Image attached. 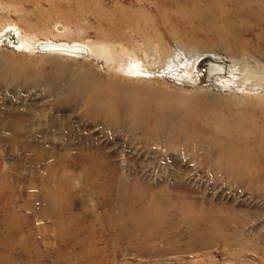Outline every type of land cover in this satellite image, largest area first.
<instances>
[{"label":"rangeland","instance_id":"rangeland-1","mask_svg":"<svg viewBox=\"0 0 264 264\" xmlns=\"http://www.w3.org/2000/svg\"><path fill=\"white\" fill-rule=\"evenodd\" d=\"M181 1L188 9L196 5L209 33L174 29L175 21L159 19L147 0H0V33L16 24L31 40L110 44L118 53L114 59L88 51L49 55L53 50L20 51L0 43V157L5 167L12 162L13 176L22 179L18 190L27 195L31 189V197L35 188L26 185L37 173H52L53 162L61 172L81 173L77 146L99 147L129 182L139 174L154 188L187 191L189 204L208 211L205 225H217L211 210L220 213L218 224L229 218L232 231L220 228L225 236L203 234L196 245L188 242L192 247L177 241L176 252L165 241L160 246L168 253L157 256L162 263L180 257L183 264H264V169L251 152L264 150L253 143L254 136L264 142V0ZM195 51L235 59L242 68L236 85L205 87L207 81L193 76L191 83L170 78L173 63L183 64ZM138 60L152 72H131L129 63ZM239 108L249 111L257 129L230 127ZM225 143L234 150H224ZM246 148L251 158L229 154L237 149L245 155ZM41 156L33 168L27 157ZM52 238L40 237L42 247ZM51 243L55 247L56 239ZM125 243L117 249L120 260Z\"/></svg>","mask_w":264,"mask_h":264},{"label":"bare ground","instance_id":"bare-ground-1","mask_svg":"<svg viewBox=\"0 0 264 264\" xmlns=\"http://www.w3.org/2000/svg\"><path fill=\"white\" fill-rule=\"evenodd\" d=\"M147 1L152 2L149 8L159 19L165 22L171 20V23L175 21L174 29L185 26L191 27L197 34L209 33L210 27H207L206 20L199 17L196 5L188 9L180 6L181 0ZM225 1L218 0L220 5ZM97 12H102L100 15L105 17L100 9ZM195 20L200 22L196 25ZM10 25L13 27H8L9 30L0 33V43L12 44L20 51H36L35 48L38 46L43 50H53L46 53L49 55L77 56L82 53L74 51H82L114 59L118 54L110 44L92 45L80 42L67 45L66 42L53 40L42 42L43 38L31 40L20 33V28L16 24L8 26ZM191 38L196 40L194 36ZM204 38L199 42H205ZM220 40L222 38L217 35L216 43H220ZM53 44L61 48L54 49ZM193 55L192 58L188 56V61L183 64L173 63L172 72L167 73L170 78L175 77L178 81L191 83L190 77L193 76L196 81H207V84L203 85L205 87L216 85L218 88L232 87L237 82L236 77L242 68H239L240 70L237 68L235 59H228L224 55L209 51L196 52ZM129 64L132 66L128 69L133 73L152 72L141 60ZM193 86L195 85L192 84L191 87ZM236 110L238 117L233 121L231 128L242 130L241 126L244 123L247 124L245 127L248 125L255 129L259 127L253 125L254 118L248 116L247 109ZM10 130L18 131L13 126ZM252 134L254 136V133ZM260 141L253 137V143L264 149V142ZM22 147L26 152L27 149L30 150L31 145L27 143ZM223 149L234 150V145L225 143ZM243 151L245 155L238 154L237 149L236 154L234 151L229 154L239 159L250 157L249 149ZM252 151L253 157L257 159L252 161L260 163L264 169V150ZM27 159H30L29 163L35 168L42 156L38 160L37 157ZM74 159L81 163V173L73 170L61 172L53 162L50 165L52 173H45L44 176L42 172L37 173L34 176L36 181H30V184L26 185V188L32 190L35 188L30 197L31 189L27 195L21 194L18 190L17 185L22 179L20 175L13 176L12 162L5 167L0 157V264H164L157 256L168 253L167 249L160 246L165 241V246H169L168 249L172 251L180 249L181 245L174 242H183L186 247L188 242L196 245L199 240L195 238L200 235L213 233L217 237L225 234L222 230L232 231L229 229V218V221L218 224L220 213L217 210L209 211L217 225L215 223L205 225L203 220L208 221V211H199L200 207L193 203L189 204L190 197L187 191L181 193L173 189L154 188L139 174H134V178L132 177L129 182L122 176L119 164L99 147L93 148L83 142L77 146ZM23 162L25 161H20L19 164ZM67 163H62L63 169L67 167ZM42 178L44 179L40 181ZM73 179H78L80 185L73 184ZM89 198L95 203L91 205ZM76 199H80V205H76ZM45 217H49L50 220L46 221ZM172 224L174 226L159 233L160 226L167 227ZM221 226L223 228L220 231ZM42 227H50L54 232L50 235L48 230L41 231ZM40 237H53V241L52 239L50 241L54 242L56 239L57 244L54 247L48 240L45 244L49 247L45 249L41 245ZM122 243L125 244L121 248L123 259L120 260L116 255ZM191 243L189 247H192ZM183 260L177 257L173 262L165 264H183Z\"/></svg>","mask_w":264,"mask_h":264},{"label":"water","instance_id":"water-1","mask_svg":"<svg viewBox=\"0 0 264 264\" xmlns=\"http://www.w3.org/2000/svg\"><path fill=\"white\" fill-rule=\"evenodd\" d=\"M7 34H5V36H6ZM53 46H54V49H57V50H59L61 47L60 46H58L57 44L55 45V44H53Z\"/></svg>","mask_w":264,"mask_h":264}]
</instances>
